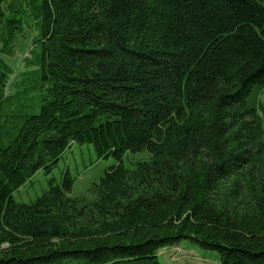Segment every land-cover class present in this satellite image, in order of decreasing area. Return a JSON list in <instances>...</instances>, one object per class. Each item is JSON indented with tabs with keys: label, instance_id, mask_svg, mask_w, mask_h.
<instances>
[{
	"label": "trees",
	"instance_id": "trees-1",
	"mask_svg": "<svg viewBox=\"0 0 264 264\" xmlns=\"http://www.w3.org/2000/svg\"><path fill=\"white\" fill-rule=\"evenodd\" d=\"M262 97L264 0H0V264H264ZM73 144L116 162L92 199H13Z\"/></svg>",
	"mask_w": 264,
	"mask_h": 264
},
{
	"label": "rangeland",
	"instance_id": "rangeland-1",
	"mask_svg": "<svg viewBox=\"0 0 264 264\" xmlns=\"http://www.w3.org/2000/svg\"><path fill=\"white\" fill-rule=\"evenodd\" d=\"M35 36V29L26 30L23 38L17 42L15 52L11 57H3L4 62L12 69V75L7 86V93H11L13 86L19 79V74L24 70L25 59L29 57L32 48V39ZM264 103V97H262ZM138 154H127L123 160V165L130 168L129 157ZM133 158H135L133 156ZM139 158V157H138ZM113 158L96 160V156L91 145L73 144L68 149L59 162L49 173L37 172L31 180L17 192L13 194V199L19 203H29L48 189V182L54 178L59 182L61 175L68 172L74 178L71 197H89L88 193L92 184L97 183L104 171L115 165ZM208 251L200 249L196 244L183 241L161 251L158 256L160 264H217L209 257Z\"/></svg>",
	"mask_w": 264,
	"mask_h": 264
}]
</instances>
